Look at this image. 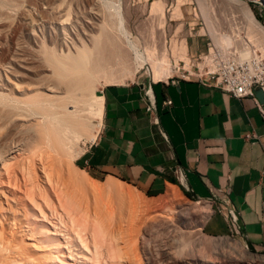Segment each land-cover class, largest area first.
Instances as JSON below:
<instances>
[{
    "label": "bare ground",
    "instance_id": "6f19581e",
    "mask_svg": "<svg viewBox=\"0 0 264 264\" xmlns=\"http://www.w3.org/2000/svg\"><path fill=\"white\" fill-rule=\"evenodd\" d=\"M42 1L0 0V7L8 5L14 8L12 11L31 13ZM177 1L174 8L166 10L163 1L156 0L149 11L160 24L170 11L171 19H179L180 1ZM227 1L238 9L264 42V30L256 25L248 6L239 0ZM79 2L88 13L73 23L72 33L80 42H77L79 46L73 44V50H57L58 35L53 28V34L49 31L47 38L40 33L36 49L27 50L29 56L25 50L9 51V48L5 54H0L7 58L6 63L2 59L6 66L0 62L3 65L0 71L8 68L3 72L7 82L0 76V124H5V127L4 124L0 126L3 127L0 131V264H123L124 256L118 242L123 229L114 216V210L120 208L145 228L149 227L147 219L154 216L163 218L166 223L178 220L186 230H181L179 225L176 228L184 236L187 234L184 239L179 237L182 246H188L184 254L197 252L202 261L220 257V261H210L211 264H264V254L249 251L238 240L202 233V225L211 213L209 204L196 201L184 206L176 188L167 190L162 199L146 200L124 182L112 177L97 182L71 164L83 151L75 149L78 141L92 142L96 137L97 132H92L95 127L92 119L98 120L96 126L101 125L103 100L95 93V84H121L133 80L144 64L149 65L153 81L168 79L178 71V61L185 67L190 66L186 42L169 43L161 27L158 33L151 30L148 39L151 45L139 48V40L135 41L124 26L117 0ZM49 3L51 7L45 6L55 16L60 3L56 6ZM46 7L43 10L49 13ZM43 10L39 11L41 17ZM25 15L29 13L21 16ZM206 15L212 39L218 45H228L229 38L222 34L219 22L218 25L215 22L217 19L213 21ZM45 16L48 19L49 14ZM63 24L61 31L65 34ZM84 39L88 46L83 43ZM8 75L14 78L13 84ZM195 213L202 214L196 223L191 217ZM126 229L130 230L131 226ZM133 240L134 243L136 240ZM177 242L175 240V244ZM198 242L203 243V248H196ZM182 249H175L174 253L179 254Z\"/></svg>",
    "mask_w": 264,
    "mask_h": 264
},
{
    "label": "crops",
    "instance_id": "0c3cea01",
    "mask_svg": "<svg viewBox=\"0 0 264 264\" xmlns=\"http://www.w3.org/2000/svg\"><path fill=\"white\" fill-rule=\"evenodd\" d=\"M99 95L101 125L80 156L84 169L147 195L181 187L198 201L225 200L238 215V241L264 252V122L252 99L180 76L153 81L135 75ZM145 95L155 102L158 126L145 111ZM204 203L211 209L204 227L223 233L226 224Z\"/></svg>",
    "mask_w": 264,
    "mask_h": 264
},
{
    "label": "rangeland",
    "instance_id": "374dc122",
    "mask_svg": "<svg viewBox=\"0 0 264 264\" xmlns=\"http://www.w3.org/2000/svg\"><path fill=\"white\" fill-rule=\"evenodd\" d=\"M44 1H48V0H43L42 1L43 3L39 2L38 7L35 10H32L31 13L30 12L21 13V12H19V10L18 11L17 10L12 11V9H14V8H12L8 5L5 7L3 6L2 7L3 9H1V7H0V9H1V11H0V28H1L0 29L1 30L0 31V34H1L0 35V45H1L0 46L1 47L0 48V54H2V53L5 54V52H7V49L9 48L8 49L9 51L11 49L12 50H15V49L16 50L17 49L25 50L24 52H26V54L28 55L30 52H32L34 50V48L36 49V46L39 42L38 39L41 38L40 33H44L43 36H45L47 38L48 35H46V34H48L49 31L51 34H53L52 32H54L53 31L54 29L57 30L56 34L58 35V39H57V42L55 44L57 50L60 49L62 52H64L66 50H71L72 48H75V47H73L74 43H76L77 46L80 45V44H78L80 42L78 40H75L76 36H74L72 33L73 32L72 27H74L73 23L76 22L77 20H80V18L82 19V17L85 15V13H88L87 9L83 10L84 8H82L80 6V2H79L80 0H73V1H71V0H53V1L51 0L50 1L49 0L46 3H44ZM154 1H156V0H117V3H118L117 5L120 7L121 11L123 12L124 26L126 27L127 31L130 33L131 37L135 39V41L139 40L138 42H140V43L137 44V45H139V48L142 46L151 45L150 44L151 40H148L150 38L149 34H150L151 30L156 32V33H158L159 31L161 32V30H162L166 40L169 43H172L174 45H177L181 41L184 40L186 42L187 48H188L187 55H188V58L190 59V65H196V63L198 62V61H196V59L198 58V56L201 53L206 51L207 43H209L211 41V38H212L211 36H209L210 33H209V29H208L206 20L204 18V15L207 13L206 18L209 17V19H211L213 21L215 19H217V20H215V22L217 21V23H216L217 25L219 22V24H220L219 28L223 31L224 25H223L222 19H220V18L223 17L225 10L235 9L236 11H238V9L234 8L235 6L232 5V3H230L227 0H182V2H181V0H179L180 1L179 9H180L181 17L179 19H177V18L171 19L169 17V14L171 13V11L170 12L167 11L168 13H166V16H167L166 20H164L163 23L160 24V22L157 21L158 20L157 17H154L155 15L154 16L151 15V12L149 11L151 4ZM162 1L165 4L166 10L174 8L178 4L177 0H162ZM239 1L245 3L248 6L249 10L251 11V13L255 19H260L261 22H263V19H264V0H239ZM49 2H52V6H56V4L60 3L59 6L57 5L58 6V14H55V16L57 15V18L51 14L50 9L48 8V7H51V4ZM53 2H54V4H53ZM41 3L44 4L42 6V8H41V5H42ZM77 3L79 4V6ZM46 4H48V5H46ZM45 5L48 7H46ZM201 6L204 7L205 9L204 8L202 9ZM7 7H9L10 9L8 8L9 9L8 10ZM44 7H46V10L49 11V13H47L43 10V9H45ZM59 7H60V9H59ZM39 8H41L43 10L42 17H41V15H39V11H42ZM81 10H82V13H81ZM44 12H45V15L49 14L50 19H49V17H48V19H46L48 15L43 16ZM28 13H29V16H26V15H25V17L21 16V15L28 14ZM12 15L14 16V18L12 17ZM5 16H7V17H5ZM260 16H261V18H260ZM21 17H22V19L20 20ZM32 18L34 20H32ZM51 19L53 20V22H51ZM55 19H56V22L57 21L59 22V23L57 22L58 26H57V23L55 24V22H54ZM61 20H62V23H64L63 27H65V29H66L65 34H64V30L61 31V26H62ZM65 23H67V24H65ZM53 24H55V25L53 26ZM69 25H71V26L69 27ZM50 26H52V29ZM160 27H161V30H159ZM203 33H204V35H203ZM35 36H36V38H35ZM41 36H42V34H41ZM4 37H5V39H4ZM31 37H33V38H31ZM83 41H81V42H83L86 46H88L87 45L88 41L87 40L85 41V39ZM7 43H9L8 46H7ZM46 44H48V42ZM2 46L3 47L5 46V47L3 48ZM30 46H31V48H30ZM74 46H75V44H74ZM27 47H29V48H27ZM1 49L4 51H1ZM27 50H29L30 52L29 51L27 52ZM0 56H2L0 58L1 59L0 62L3 63L2 59H4V63H6L5 61H7V60H5V59H7V58L4 57L5 55L4 56L0 55ZM4 63H3V65L6 66V64H4ZM3 65L0 66V68L3 67ZM178 66H179L177 68L178 71L174 72L170 77L181 76V73L183 70L189 69L188 66L185 67V64L182 61H178ZM7 69L8 68L5 67V69H4L5 71H0V74H1L0 76L4 80V82H7L6 77L4 75V73L6 72ZM139 76L142 78L145 77L149 80L151 79L150 67L148 64L142 65V68H140L139 71L136 73V77H139ZM12 78H13L12 76H9L8 80L10 79L9 81H11ZM127 81H130V80H125L124 82H127ZM24 82H28V81L24 80ZM12 84H13V82H12ZM8 85H11V83H8ZM104 86H106V85L105 84H99V83L95 84V88H97L95 93L99 94V91ZM91 122H92V125L95 126L92 129V132L93 133L98 132L99 128H100V126H96L98 124V120L93 118ZM2 124H4V123H1L0 126ZM4 127H5V124H4ZM1 128H0V131H3V127H1ZM4 130H5V128H4ZM89 144H90V142L88 140L87 141L86 140H79L78 145H76L75 149L78 150V148L79 149L81 148L84 151V149ZM83 151H82V153H83ZM82 153L77 158H75V160L73 159L71 164L74 165V167L79 168L80 170H83L87 174V176L94 179L95 181L100 182V183L103 182L107 177H103L101 175L94 174L90 170L84 169V167L81 165L80 156L82 155ZM128 186L131 188L130 185H128ZM134 190H137L138 192H140L136 188H134ZM176 190L180 194L181 199H182V203H184V204L186 203L189 205V204H193L194 202L200 200L198 198L189 199L183 195L181 190H178L177 188H176ZM140 193L143 196V198L146 200H154V199L158 200V199L163 198V195L165 192H161V193L156 194V195H147V194H144L142 192H140ZM202 200H204V201H201V202H206V201H208L210 203L212 202V206H213L212 210L215 212L213 217L216 216L219 219H221L226 224V228H227V230H224L223 233H216L215 231L213 232L211 230L207 231L206 228L204 227V225H205L204 224V225H202V228H201L202 233L206 236H209V237H218V236H226L227 237L228 236L232 239L241 241L240 237L235 236V235L233 237L232 233L228 231V230H230V226H229L228 219L226 218L227 206L221 202H216L215 204H213V201H210L207 199H202ZM186 204L184 206H188ZM120 209L121 210H119V211L114 210V212L116 211L114 216L116 217V221L119 224H122V226L121 225L120 226L123 229L122 230L123 232L121 233L122 237L120 236V239L118 241L119 246L122 250V255L124 256L123 257V259H124L123 264H156V263L157 264L158 263H160V264H211L212 262L220 261V257L215 258V259L214 258L213 259L212 258L211 259L205 258L203 261L209 260L208 263L207 262L205 263L201 260L203 258L200 257V254L197 252L192 253L191 255L186 254L187 252L184 254L183 251H184V249L186 251L188 249V246L187 245L182 246V243L179 242V237L183 236L182 238L184 239V238H186L187 234H185V236H184V233H182L181 231H179L176 228V226L179 225L181 230H186L184 226H181L180 223L177 222L178 220H176L175 222H168L167 221L168 223H166L165 220H163V218L160 217L161 218L160 219L159 217L154 216L155 218L150 219L151 221L149 219H147L148 221L146 220L149 227L146 226V228H145L144 226H141V224H140L141 222H138L137 220H134V219L131 220L130 217L127 215V213H125V210L123 208H120ZM120 213L122 214L123 218H120L121 217ZM201 216H202L201 213L193 214L191 216L192 221L195 223L198 222L201 219ZM117 218H119V219H117ZM159 223H161V224H159ZM133 224H135V225L138 224V226L136 227ZM125 225H126V227H125ZM130 226H131V229H130ZM160 226L162 228H158ZM127 227L130 230L127 231V229H126ZM155 228H156V230H158L157 232H156ZM137 229H139L140 231H136ZM137 233L139 235H137ZM130 235H132L131 236L132 240L133 239L136 240L134 243H133L134 240L132 241L131 238H129ZM175 240L178 241L177 242L178 244H175ZM126 241H128V242H126ZM141 241H143V242H141ZM187 241H190V240H186V242ZM130 244H133L134 246L131 245L130 246L131 248H129L128 245H130ZM188 245H190V244H188ZM196 245H197L196 248H201V247L203 248V246H204L203 243H199V242ZM172 246H175V248L171 249ZM178 248L179 249L183 248L182 249L183 253L182 252L179 254L174 253V250L178 249ZM246 248L253 253L264 254L263 251H255V250L252 251L251 248H249L248 246H246ZM169 249H171V250H169ZM195 259H198V261L200 259L201 261L195 262L194 261ZM210 261H212V262L210 263ZM221 261H222V259H221Z\"/></svg>",
    "mask_w": 264,
    "mask_h": 264
},
{
    "label": "built area",
    "instance_id": "2783aa9c",
    "mask_svg": "<svg viewBox=\"0 0 264 264\" xmlns=\"http://www.w3.org/2000/svg\"><path fill=\"white\" fill-rule=\"evenodd\" d=\"M220 19L224 25L222 34L229 38V44L218 45L211 38V41L207 43L206 51L196 59L198 61L196 65H190L188 70H183L180 78L196 80L235 99H252L264 122V102L260 103L254 94L256 89H261L264 93V42L260 41L258 32L254 27L248 26L247 20L243 19L239 11L227 9ZM253 20L259 28L264 30V19L263 22L260 19ZM176 79L179 78L171 80ZM145 99V111L152 115V124L158 126L155 102L147 95ZM163 105L170 106L171 102L166 100ZM161 134L165 138L162 132ZM174 172L181 175L179 169H175ZM208 200L214 203L213 199ZM222 202L226 203L225 200ZM226 218L230 226L228 231L232 233V236L243 237L240 232L238 215L228 206Z\"/></svg>",
    "mask_w": 264,
    "mask_h": 264
},
{
    "label": "water",
    "instance_id": "95a60500",
    "mask_svg": "<svg viewBox=\"0 0 264 264\" xmlns=\"http://www.w3.org/2000/svg\"><path fill=\"white\" fill-rule=\"evenodd\" d=\"M255 97L256 99L260 102L263 103L264 102V93L262 92L261 89H256L255 92Z\"/></svg>",
    "mask_w": 264,
    "mask_h": 264
},
{
    "label": "trees",
    "instance_id": "16d2710c",
    "mask_svg": "<svg viewBox=\"0 0 264 264\" xmlns=\"http://www.w3.org/2000/svg\"><path fill=\"white\" fill-rule=\"evenodd\" d=\"M172 183H173V184H176V182H174V181H172ZM180 190L182 191V193H183V195H184L185 197H187V198H189V199H194V197H193L190 193L184 191L181 187H180Z\"/></svg>",
    "mask_w": 264,
    "mask_h": 264
}]
</instances>
